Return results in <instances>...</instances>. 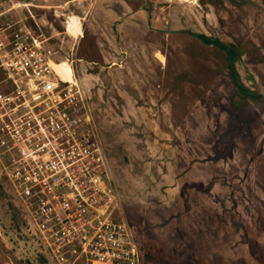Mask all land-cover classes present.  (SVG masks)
<instances>
[{"label": "rangeland", "instance_id": "obj_1", "mask_svg": "<svg viewBox=\"0 0 264 264\" xmlns=\"http://www.w3.org/2000/svg\"><path fill=\"white\" fill-rule=\"evenodd\" d=\"M30 11L58 34V61L74 59L110 159L117 219L153 264H264V0H79ZM85 13L82 34H65L67 18ZM217 42L263 98L241 95ZM1 177L0 264H55Z\"/></svg>", "mask_w": 264, "mask_h": 264}, {"label": "built area", "instance_id": "obj_2", "mask_svg": "<svg viewBox=\"0 0 264 264\" xmlns=\"http://www.w3.org/2000/svg\"><path fill=\"white\" fill-rule=\"evenodd\" d=\"M78 1L0 3L1 178L55 264H143L133 228L117 219L110 159L91 101L76 83L74 59L58 61L51 45L58 34L46 35L30 13ZM87 17H68L64 33L80 36ZM77 24L80 31L70 34ZM63 64L74 80L57 70Z\"/></svg>", "mask_w": 264, "mask_h": 264}, {"label": "trees", "instance_id": "obj_3", "mask_svg": "<svg viewBox=\"0 0 264 264\" xmlns=\"http://www.w3.org/2000/svg\"><path fill=\"white\" fill-rule=\"evenodd\" d=\"M204 39L205 42L209 43V41L206 39V37H202ZM221 49L225 50L227 53H228V56L230 57L232 63H231V78H232V81L234 83V85L238 88V90L241 92V95L243 97H255L257 99H261L263 98L262 96H259L255 93H252L247 87H245L242 83H241V80H240V76L238 74V72L236 71L235 69V66H234V61L237 59L236 58V53L231 50L228 46L226 45H223L219 42L216 43ZM1 181H5L4 179H1ZM0 192H4L6 194V191L4 189V185L2 182H0ZM14 198V197H13ZM17 209L23 213V209L21 210L19 207H17ZM24 214V213H23ZM28 225H29V222H28ZM44 260V258H43ZM153 256H152V253L151 251H145V254H144V263L143 264H153ZM31 264H34V263H31Z\"/></svg>", "mask_w": 264, "mask_h": 264}, {"label": "bare ground", "instance_id": "obj_4", "mask_svg": "<svg viewBox=\"0 0 264 264\" xmlns=\"http://www.w3.org/2000/svg\"><path fill=\"white\" fill-rule=\"evenodd\" d=\"M189 2H192L194 0H186ZM194 4V3H193ZM62 73V75L65 77V79H67V81H72L74 80V75L72 71H60Z\"/></svg>", "mask_w": 264, "mask_h": 264}, {"label": "crops", "instance_id": "obj_5", "mask_svg": "<svg viewBox=\"0 0 264 264\" xmlns=\"http://www.w3.org/2000/svg\"><path fill=\"white\" fill-rule=\"evenodd\" d=\"M16 1H22V0H16ZM22 2H23V1H22ZM24 2H27V1H24ZM29 2H33V1L30 0ZM40 5H42V4H40Z\"/></svg>", "mask_w": 264, "mask_h": 264}]
</instances>
